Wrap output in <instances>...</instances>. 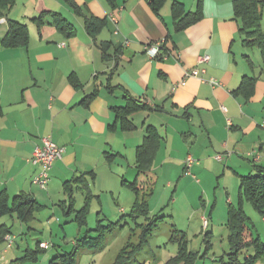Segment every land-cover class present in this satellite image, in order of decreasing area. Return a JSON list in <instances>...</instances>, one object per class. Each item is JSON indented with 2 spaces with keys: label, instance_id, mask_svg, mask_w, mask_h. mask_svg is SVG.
I'll list each match as a JSON object with an SVG mask.
<instances>
[{
  "label": "crops",
  "instance_id": "obj_1",
  "mask_svg": "<svg viewBox=\"0 0 264 264\" xmlns=\"http://www.w3.org/2000/svg\"><path fill=\"white\" fill-rule=\"evenodd\" d=\"M173 1L156 13L149 0H15L0 17V38L10 18L28 24L30 41L26 47L0 45V190L6 188L9 197L28 191L38 166L31 155L43 134L66 149L56 179L94 169L108 140L112 150L117 145L116 160L132 162L128 169L135 173L136 150L148 125L161 141L147 174L222 172L240 183L241 175L264 169V54L244 42L232 0H202L203 18L182 30L172 19ZM178 1L186 10L197 7V0ZM42 13L39 27L33 18ZM54 13L74 27L73 35L59 29ZM92 19L100 20L95 38L86 30ZM104 41L118 62L104 58ZM156 42L165 46L162 58L146 53ZM204 53L210 55L205 78L220 85L191 76L174 89ZM124 92L158 109L132 114L134 128H123L113 107L126 104ZM88 188V178L79 179L76 189ZM227 201L233 204V197ZM5 243L1 259L14 247Z\"/></svg>",
  "mask_w": 264,
  "mask_h": 264
},
{
  "label": "rangeland",
  "instance_id": "obj_2",
  "mask_svg": "<svg viewBox=\"0 0 264 264\" xmlns=\"http://www.w3.org/2000/svg\"><path fill=\"white\" fill-rule=\"evenodd\" d=\"M197 3L198 0L196 6ZM261 24L264 28V14ZM45 137L55 142L52 135L43 134L39 145ZM111 141L106 144L107 151L99 154L94 169L82 173L77 179L70 177L65 181L64 176L54 177L58 162L66 155L65 147L55 142L64 152L49 172L47 188L32 182L26 184L28 191L23 190L24 194L37 198L35 209L25 213L28 215L25 220L20 218L18 211L3 210L2 199L5 198L6 204L10 205L14 196L9 197L6 188L0 190V224L5 221L2 228L11 229V233L18 236L9 256L4 253L3 259L7 257V262L0 258V264H49L54 255L72 251L77 238L83 236L87 229L97 227L98 218L103 219V225H107L121 216L119 225L124 226L107 233L98 248L80 250L76 264H113L117 254L137 242L144 225L152 220L157 222L152 226L148 244L128 264H182L176 262L181 244L185 246L184 254L195 252L200 256L196 264H228L231 261L230 205L241 206L246 214V239L250 241L252 234L256 241L264 243V215L250 201L240 200L239 177L222 172H191L188 175L176 170L152 171L147 175L138 171L134 173L128 169L132 162L116 160L119 155L117 145L112 150ZM40 172L41 166L38 165L32 181ZM82 177H87L89 181V188L84 193L76 189L77 180ZM143 186L152 189L151 194L146 196L149 218L135 216L133 210L137 198L139 201L144 198ZM69 193H72L73 199H70ZM232 197L233 204H229L227 199ZM97 232L91 231L90 235L95 237ZM38 240L47 242L51 247L38 253V260L25 259L27 249H35ZM3 245L4 242L0 244ZM39 245L43 249L41 243ZM253 252L252 248L241 250L236 264H243L246 255ZM258 264H264V256Z\"/></svg>",
  "mask_w": 264,
  "mask_h": 264
},
{
  "label": "trees",
  "instance_id": "obj_3",
  "mask_svg": "<svg viewBox=\"0 0 264 264\" xmlns=\"http://www.w3.org/2000/svg\"><path fill=\"white\" fill-rule=\"evenodd\" d=\"M152 9L159 13L162 6L165 4L166 0H149ZM15 4V0H0V17H4L6 13L13 7ZM234 15L236 19L240 20L241 24V32L243 34L244 42L249 46H258L262 53L264 54V30L262 28V18H263V9H264V0H232ZM172 19L174 25L177 30H182L185 27H188L192 24L197 23L203 18V8H202V0H198V4L195 10H186L184 8V4L178 0H174L172 2ZM33 21L37 23L39 27H41L43 20V13L34 17ZM65 18L62 17L58 13H54V23L58 24L59 29L63 31H67L69 35H73L75 33L74 27L70 23L63 22ZM100 28V20L92 19L87 21L86 30L88 34H90L93 38L96 37L97 32ZM30 41V33L28 29V24L24 21L8 19V28L6 34L0 38V45L3 47H26L28 46ZM157 43V42H156ZM155 43H150L148 45L151 46ZM161 45V44H160ZM110 46V42L104 41L99 47L103 51L104 58L107 60H116L118 62L117 53L115 55H110L108 53V49ZM146 48V53L147 49ZM165 46L162 45L161 49ZM121 50V48H116V52ZM167 50V49H165ZM161 52V50H160ZM163 54H159L156 57H163ZM155 58V57H154ZM76 78L73 74L70 75V80H74ZM74 82V81H73ZM95 92L87 95L85 97L86 100H90L95 94ZM124 98L126 100V104L123 106H114L113 111L123 128H134L132 121L130 120V116L136 112L143 110H156L158 106L151 107L148 104L142 103L141 100L135 98L134 96L129 95L127 92H124ZM110 129H114V124L109 126ZM161 138L156 131L154 126L148 125L146 128V134L144 136L143 142L138 146L136 150V166L138 168L139 174H147L151 170V165L155 156L156 151L160 147ZM77 179V178H76ZM75 179V180H76ZM79 181V180H77ZM137 189L136 187H134ZM141 189H145L143 193L144 198L137 200L134 203V215L142 216L145 218H149V207L146 196L151 194L152 189L147 186ZM138 190V189H137ZM148 191L150 193H148ZM70 192L72 189L70 188ZM70 199H73L72 193H69ZM240 200L246 199L250 201L253 205H255L261 213L264 215V169L258 168L256 173L241 175L240 177ZM3 210L10 211H18L21 219H27L28 215L26 212H31L36 207V200L30 197L27 194H18L15 195L12 201V204H6L5 198L2 199ZM0 202V203H1ZM4 202V203H3ZM231 207L228 209V226H229V237H230V247H231V261L228 264H236L237 255L243 249L252 248L254 250L253 254H248L245 257V262L243 264H258L259 259L264 256V243L256 241L257 239L251 234V240L249 241L245 237L246 232V221L247 217L243 211L241 206ZM123 216L116 220L115 222H110L107 225H103L101 221L103 219L98 218V225L95 228L87 229L85 234L76 239L74 243V248L70 252L61 253L58 255H54L52 259H50L49 264H76L77 255L80 250L83 248H98L99 244L105 238L107 233H111L117 229V227H123L121 224ZM157 222V220H152L146 225H144L142 229V233L138 235L137 242H134L131 246H127L123 248L116 256L113 264H128L133 261L137 255L143 250L145 245L149 242V237L152 233V226ZM87 225V224H86ZM119 225V226H118ZM143 225V224H142ZM3 226L0 227V229ZM8 229L0 232V244L4 241L7 243L6 248L12 247L14 244L15 237L13 236L12 244L9 246L6 241L5 236L8 233ZM91 231H98L97 235L93 237L90 235ZM5 238V239H4ZM131 241L129 240L128 243ZM183 243V241H181ZM40 240L37 241L35 249H27L25 259L38 260V253L44 252L49 249L51 245L47 248H39ZM127 243V244H128ZM126 244V245H127ZM125 245V246H126ZM185 246L180 245V249L178 254L176 255L177 263L182 264H196V261L199 259L195 252H191L189 255L184 254ZM31 255H33L31 257Z\"/></svg>",
  "mask_w": 264,
  "mask_h": 264
},
{
  "label": "built area",
  "instance_id": "obj_4",
  "mask_svg": "<svg viewBox=\"0 0 264 264\" xmlns=\"http://www.w3.org/2000/svg\"><path fill=\"white\" fill-rule=\"evenodd\" d=\"M112 20H116L115 16L110 17ZM161 45L160 43H155L148 47L147 52L151 57H156L160 54ZM210 61V55L207 53L201 54L197 58V65L190 70L186 71L185 78L182 79L178 84L174 86L176 89L179 85H185L187 77H199L202 80L208 81L211 85H220L219 80L214 77L205 78L207 74V64ZM63 148L59 147L51 138L45 137L42 139V145L35 148L31 162L41 166V172L33 180L34 183L40 185L41 188H47L49 184L50 175L49 172L53 167L56 160L62 157ZM218 160H221L220 155L216 156ZM193 162L191 157L188 158L187 163L190 165ZM13 236L11 234L6 235V241L10 246L12 244ZM43 248H47L49 244L47 242H41Z\"/></svg>",
  "mask_w": 264,
  "mask_h": 264
}]
</instances>
